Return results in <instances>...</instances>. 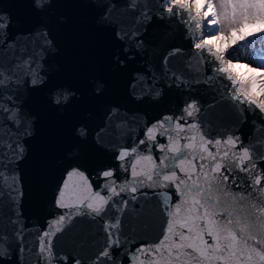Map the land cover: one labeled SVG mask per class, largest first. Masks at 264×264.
Returning a JSON list of instances; mask_svg holds the SVG:
<instances>
[{
	"label": "water",
	"instance_id": "95a60500",
	"mask_svg": "<svg viewBox=\"0 0 264 264\" xmlns=\"http://www.w3.org/2000/svg\"><path fill=\"white\" fill-rule=\"evenodd\" d=\"M126 2L51 0V7L38 11L33 0H0V14L6 17L7 24L0 46L15 45L23 59H28L29 54L40 57L36 84L31 82V75L21 71L17 83L0 86V104L8 109L0 110V136L5 145L0 151L6 153L0 160L6 166V173L11 171L16 177L11 192V180L2 189L0 215L7 240L0 254V264H41L36 255L41 236L49 231L50 224L55 230L57 225L51 222L73 211L56 203L72 168L85 173L93 192L105 184L115 186L120 194L112 199L128 201L121 217L120 247H113L111 255L116 264H133L132 253L142 245L158 243L163 235L167 217L157 193L167 192L175 204L179 194L174 183L179 181L162 182L153 174L156 183L150 188L147 184L151 182L146 177L131 176L130 165L135 163L137 155H152L157 165L163 156L167 157L165 164L174 168L178 160H173L176 154L167 147L169 136L174 144L179 142L187 159L196 156L193 179L200 173V155L207 157L200 152L201 134L213 142L221 140L219 146L208 145L213 154L219 148L217 160L203 161L208 165L205 171L210 172L217 162L224 165L221 170L224 175H229L226 169L232 170L227 184L222 182L220 173L215 174L219 180L213 182L212 196H220L216 210L223 208L235 218L240 214L241 204L246 207L252 199L247 193L252 188L264 187V178L260 185L254 184L257 176L264 177V113L259 109L250 111L247 105L238 107L222 86L230 82L205 83L207 77L213 75L207 54L204 58L198 55L199 50L193 48L185 25L175 15L161 18L158 0H147L148 18H141L139 24L134 21L140 13L127 11ZM106 13L107 20L104 19ZM133 30L137 32L134 37L130 35ZM43 31H47L53 41L48 50H42L43 40L39 34ZM177 48L180 54L169 56ZM165 57H168L167 67ZM180 76L182 78L177 79ZM98 84L103 85L100 92ZM58 93L68 94L59 104L55 102ZM193 101L199 111L194 110V115L187 117L184 109ZM113 109L117 112L113 113ZM13 112L15 118L9 119ZM164 117H171L172 122L154 129L155 142L146 140V129ZM177 118L185 125L184 131L175 129ZM193 123L199 128L187 127ZM80 127L88 129L87 137L77 134ZM193 136L196 138L194 153L184 148L192 142ZM228 136L239 138L235 147L224 143ZM140 140L146 143L140 145ZM17 142L24 151L9 163L11 153L6 145L12 143L15 147ZM159 144L166 146L163 151ZM137 145V153L123 161L117 159L121 150L130 151ZM243 147H248L252 157L243 164L248 171L237 167ZM225 151L229 155L221 159ZM150 167V162L141 161L137 171L141 168L148 171ZM109 168L115 170L113 177H102L100 173ZM174 170L181 179H186L178 168ZM164 174H169L167 169L161 177ZM140 180L145 183L138 186L136 193H131L130 187ZM161 183L167 187H161ZM187 183L191 185V181ZM69 185L65 203L72 204L75 194L84 187V181L73 177ZM122 187L129 190L120 191ZM9 192L14 200L9 198ZM225 192L230 195L225 196ZM240 192L245 193L243 201L239 198ZM101 195H108V191H102ZM253 197H256L255 192ZM257 200L264 201V197ZM109 209L108 215L117 214L111 209V202ZM10 219L18 221V225L9 223ZM105 223L100 217L93 220L73 216L62 231L50 236L55 254L52 264H62L57 258L60 256H67L68 264H74V257L82 264H91L106 244ZM177 230H180L178 226ZM13 231L18 232L19 239L12 235ZM152 259L151 254H138L135 264H149Z\"/></svg>",
	"mask_w": 264,
	"mask_h": 264
},
{
	"label": "snow or ice",
	"instance_id": "6c2138e0",
	"mask_svg": "<svg viewBox=\"0 0 264 264\" xmlns=\"http://www.w3.org/2000/svg\"><path fill=\"white\" fill-rule=\"evenodd\" d=\"M158 3L161 8V18L175 15L185 25L189 38L193 41V48L199 50L198 55L204 58L205 53L207 54L209 63L213 65V75L207 77L205 83L213 80L221 84L222 81L230 82L222 86L227 89V95L238 107L247 105L250 111L259 109L261 113H264V70H261L264 69V47L258 50L254 49L253 62L259 63L260 68L251 69L252 76L247 78H245L247 73L244 71V65L238 64V58H226V53H228L229 49H232L234 45L241 41L248 40L249 37H258L264 40V27H254L257 22L264 25V0H218V2H214V0H158ZM33 4L38 11H45L51 7V0H33ZM140 5H143V8ZM125 8L129 12L140 13L135 18L134 22L136 24L141 22V18H148V11L145 10L147 8V0H127ZM173 8L176 9L175 13H173ZM104 19H108L107 13ZM5 20L6 17L0 14V38H2L7 27ZM250 26L253 30L246 31ZM39 35L43 40L42 50L50 49L53 46V41L49 38L48 32L43 31ZM117 35L119 36L120 33L118 32ZM130 35L134 37L137 32L133 30ZM251 42L249 41V43ZM225 44H227V47L224 46ZM180 52L181 50L178 48L173 49L169 56L180 54ZM39 58V55L29 54L28 59H23L18 55V49L15 45L0 46V86L17 83L18 73L21 71L31 75V82L36 84L38 81ZM167 61L168 57H165L164 63L166 67ZM238 67L240 70H238ZM249 68H251L250 65ZM257 72H259L258 77L256 76ZM181 78L182 76L177 77V79ZM102 87V84H98L97 91L100 92ZM67 95V93H58L55 102L59 104L65 101ZM0 110L7 111L8 109L3 104H0ZM194 110L196 112L199 111L195 101L187 105L184 109V114L187 117H192ZM116 112L117 110L113 109V113ZM15 116L16 113L13 112L9 119H14ZM170 122H172L171 117H164L156 124H153L152 127H148L146 129V140L155 142L154 129L163 128L165 123ZM187 127L199 128V125L193 123L188 124ZM175 129L177 131L185 130V125L180 123V118L175 121ZM165 132H167V129H165ZM25 134H27V130H25ZM77 134L80 137H87L88 129L80 127L77 129ZM195 139V136L191 137L190 140L192 142L185 144L184 148L192 150L194 153L196 150ZM238 139L228 136L224 143L235 147ZM146 140H140L139 144L144 145ZM168 140L169 144L167 147L169 151L176 154L173 160H178V164L174 168H169L165 164L167 157L163 156L161 157L160 165H157L152 155H137L135 163L130 165L131 176L133 178L138 176L146 177V180L151 182L147 184L150 188L156 183L153 181V174L156 175L157 180H162V182L179 181L174 183L175 191L179 194L175 204H172L171 195L167 192L157 193L161 197L163 211L167 217L163 235L158 243L142 245L136 252L132 253L133 264L138 259V254L146 253L151 254L153 257L149 264H217V262H223V264H264V201L257 200V197H264V187L259 190L252 188L247 193V197L252 199L246 207L241 204L240 214L236 215L235 218H233L234 214L232 212L226 213L223 208L216 210L220 196H212L213 182L219 180V177L215 174L220 173L222 182L227 184L232 170L226 169L229 175H224L221 171L224 165L217 162L212 166L210 172L205 171L208 165L203 161H206L207 158L212 161L217 160L219 148H217L216 154H213L208 145L214 143L219 146L221 145V140L216 139L213 142L205 139L204 135L201 134L200 152L206 153L207 157L203 154L200 155V161H202L200 163V173L196 174L195 179H193V174L196 173V164L193 163V160L196 159V156L193 155L191 160L187 159V154L181 149L179 142L177 141L174 144L171 136L168 137ZM138 146L132 147L130 151L127 148L121 150L117 159L123 161L125 157L137 153ZM3 147L5 145L3 144L2 136H0V148ZM6 147L11 153L9 163L22 155L24 151L19 142L15 144V147H13L12 143H8ZM158 147L163 151L166 146L159 144ZM147 150L151 151L150 148ZM4 155L6 153L0 151V157ZM228 155L229 153L225 151L221 159ZM251 159L248 147H243V155L237 167L241 171H248L247 168L243 167V164L245 160ZM141 161L151 163L148 171L143 168L139 172L137 171V166L141 164ZM5 168L3 160H0V206L3 205L2 189L4 184L8 180L12 181V184L9 185L10 192L16 184L14 173L11 171L6 173ZM175 168L184 173L186 179H181L177 175V171L174 170ZM166 169L169 174H164L161 177V173ZM114 171V169L109 168L102 171L100 175L105 178L113 177ZM201 175L203 176V183H201ZM77 176L84 181V187L75 194L74 203H65L66 190L70 187L69 181ZM262 178L264 177L257 176L254 184L260 185ZM188 181H191V185H188ZM144 183V180L137 181L134 186L130 187V192L136 193L138 186ZM232 183H236L235 177H233ZM114 184L115 181H113ZM182 185H184L183 188L181 187ZM160 186L167 187V184L161 183ZM236 186L240 187V185ZM105 190L108 191V195H101V192ZM128 190L124 187L120 189V191ZM10 192L9 198L14 200ZM253 192L256 193V197H253ZM119 194L115 186L107 184L101 187L100 190L93 192L92 186L88 183V178L83 171L79 168H72L68 171L67 179L58 192L56 203L61 208H69L73 209V211L61 215L58 220L51 222L57 225L55 230H52L50 224L49 231H45L41 236L39 251L36 253L41 260V264H52L55 254L50 236L62 231L65 223L70 222L73 216H87L93 220L100 217L106 220L103 225L104 232L107 234L106 244L97 253L91 264H116V261L112 258L111 249L120 247L121 217L128 206L127 200L121 199L117 202L112 199L114 195L119 196ZM224 195L228 196L230 194L225 192ZM239 198L241 201L246 199L245 193L240 192ZM232 199L236 200V196H233ZM110 202L111 209H115L117 213L114 216L108 215ZM0 211H2V208H0ZM9 223L18 225L16 220L10 219ZM177 226L180 230H177ZM183 229H187V232H184ZM12 235L16 239L20 238L16 231H13ZM177 236L179 237L178 240L175 239ZM6 240L3 216L0 215V254L3 252V245ZM209 240H211V243H209ZM57 258L62 261V264H68L67 256ZM73 259L74 264H82L79 258L74 257Z\"/></svg>",
	"mask_w": 264,
	"mask_h": 264
},
{
	"label": "rangeland",
	"instance_id": "374dc122",
	"mask_svg": "<svg viewBox=\"0 0 264 264\" xmlns=\"http://www.w3.org/2000/svg\"><path fill=\"white\" fill-rule=\"evenodd\" d=\"M214 2H218V0H214ZM254 27L260 28V27H264V25H261L259 22H257L254 25ZM252 30L253 29L251 26L246 29V31H252ZM249 41H252V42L249 43ZM224 46L227 47V44H225ZM261 47H264V40H261L258 37H249L248 40L241 41L240 43L234 45L232 49H229L227 54L231 55L233 53L237 55L239 61L244 62V63L247 62L249 65L252 66L245 78L252 76L251 69L260 68L259 63L253 62V57L255 55L254 49L258 50ZM261 70H264V69H261ZM256 76L257 77L259 76V72L256 73Z\"/></svg>",
	"mask_w": 264,
	"mask_h": 264
},
{
	"label": "bare ground",
	"instance_id": "6f19581e",
	"mask_svg": "<svg viewBox=\"0 0 264 264\" xmlns=\"http://www.w3.org/2000/svg\"><path fill=\"white\" fill-rule=\"evenodd\" d=\"M233 57H236V58H238L237 57V55H235V54H231V55H229V54H227L226 53V58H228V59H233ZM234 62H236V60H234ZM238 64H243L244 65V71L246 72V73H248L249 72V70H250V68H249V64L247 63V62H241V61H239L238 60ZM251 66V65H250ZM252 67V66H251ZM238 70H240L239 69V67H238Z\"/></svg>",
	"mask_w": 264,
	"mask_h": 264
}]
</instances>
